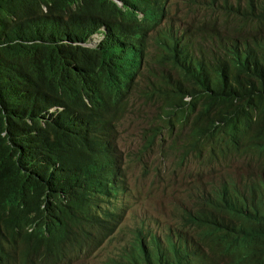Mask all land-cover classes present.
Segmentation results:
<instances>
[{
    "label": "trees",
    "instance_id": "1",
    "mask_svg": "<svg viewBox=\"0 0 264 264\" xmlns=\"http://www.w3.org/2000/svg\"><path fill=\"white\" fill-rule=\"evenodd\" d=\"M136 168L102 264H264V0H0V264H90Z\"/></svg>",
    "mask_w": 264,
    "mask_h": 264
},
{
    "label": "rangeland",
    "instance_id": "2",
    "mask_svg": "<svg viewBox=\"0 0 264 264\" xmlns=\"http://www.w3.org/2000/svg\"><path fill=\"white\" fill-rule=\"evenodd\" d=\"M120 131V144H122L126 151H133L139 147L141 129L139 131L138 121H135L133 117L126 118L123 123H121ZM152 180L153 175L145 179L141 168L135 169L133 183L140 185L138 188L143 190L147 198L152 200L155 198L158 199L152 201L149 207L145 202H139L136 208L130 210L122 230L117 235L116 239H112L101 251L97 252L90 264L106 263L108 261L107 259L112 258L118 252L122 251L132 240V232L143 219L147 218L153 225L156 222L158 227L164 225V218L167 213V199L161 198L160 191L157 187L153 186Z\"/></svg>",
    "mask_w": 264,
    "mask_h": 264
},
{
    "label": "built area",
    "instance_id": "3",
    "mask_svg": "<svg viewBox=\"0 0 264 264\" xmlns=\"http://www.w3.org/2000/svg\"><path fill=\"white\" fill-rule=\"evenodd\" d=\"M104 38L103 33H95L89 40L87 43H85L87 46L91 47V46H95L98 45L101 40Z\"/></svg>",
    "mask_w": 264,
    "mask_h": 264
},
{
    "label": "bare ground",
    "instance_id": "4",
    "mask_svg": "<svg viewBox=\"0 0 264 264\" xmlns=\"http://www.w3.org/2000/svg\"><path fill=\"white\" fill-rule=\"evenodd\" d=\"M97 45H95V46H91V47H96ZM136 198V195H135V193L133 192V200Z\"/></svg>",
    "mask_w": 264,
    "mask_h": 264
},
{
    "label": "water",
    "instance_id": "5",
    "mask_svg": "<svg viewBox=\"0 0 264 264\" xmlns=\"http://www.w3.org/2000/svg\"><path fill=\"white\" fill-rule=\"evenodd\" d=\"M119 4H121V3H119ZM84 45H86V44H84Z\"/></svg>",
    "mask_w": 264,
    "mask_h": 264
}]
</instances>
